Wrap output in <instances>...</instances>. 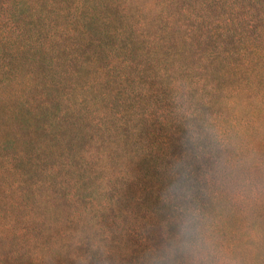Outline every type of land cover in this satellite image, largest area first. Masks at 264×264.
<instances>
[{"label": "trees", "instance_id": "16d2710c", "mask_svg": "<svg viewBox=\"0 0 264 264\" xmlns=\"http://www.w3.org/2000/svg\"><path fill=\"white\" fill-rule=\"evenodd\" d=\"M185 4L0 0V118L7 112L16 130L44 138L0 158V176L16 181L0 196L3 215L23 196L56 219L48 194L67 182L43 174L60 164L80 181L100 178L106 199L98 210L109 221L164 238L170 224L213 212L220 184L242 187L237 172L262 170L245 157L264 151L263 119L250 105V92L264 95V24L227 33L195 11L198 26L216 23L203 33L187 26ZM93 219L86 225L99 232Z\"/></svg>", "mask_w": 264, "mask_h": 264}, {"label": "rangeland", "instance_id": "374dc122", "mask_svg": "<svg viewBox=\"0 0 264 264\" xmlns=\"http://www.w3.org/2000/svg\"><path fill=\"white\" fill-rule=\"evenodd\" d=\"M144 1L148 0H136V3ZM194 1L186 0L184 15L189 23L187 26L203 33L216 27V23L198 26L192 20L195 11L208 20L220 21L219 29L227 33L251 30L250 26L256 19L264 24V0H197L200 5L193 9ZM217 1L220 4L214 3ZM235 1L243 5L235 8ZM250 93L254 117H261L264 127V95L258 97L255 92ZM0 119V151L8 154L5 157L1 153L0 158L8 161L14 154L24 155L31 143L39 146L44 140L41 134L20 128L16 130L7 112ZM251 144L258 145L256 142ZM257 147L252 146L254 150ZM255 153L246 151L245 159L249 163L254 157L259 159L262 170L237 172L242 187L230 189L226 184H220V189L216 188L220 195L210 205L213 212L207 211L202 219L170 224L163 230L168 237L149 239H146L149 229L144 228L143 232L139 229V236L128 234L123 229V222L119 225L112 223L106 215L109 212L102 214L98 210L106 199L100 178L80 181L79 174L56 164L49 174H43L47 181L53 176L57 183L67 182L62 187L57 185L54 195L48 194L55 210L58 208L56 219L52 214L46 216L37 212L34 202L29 197H18L19 193H14L17 194V202L11 198L13 203L8 216L3 215L1 205L4 202H0V264H264V151ZM7 166L11 167V162ZM251 171L256 175L253 180ZM15 182L9 172L0 176V196L4 190L12 193L14 187H10V183L15 185ZM257 185L261 188L257 193L258 206L250 208L253 206L251 192ZM217 211L222 214L220 220V214L214 213ZM79 212H82L80 219H66L68 214L77 216ZM90 218L97 222L99 232L86 225ZM100 232L107 233L108 238L98 234Z\"/></svg>", "mask_w": 264, "mask_h": 264}]
</instances>
